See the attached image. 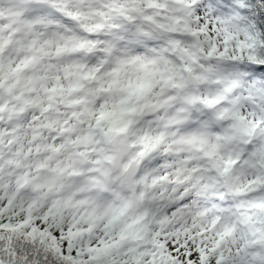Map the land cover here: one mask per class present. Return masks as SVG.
<instances>
[{
  "label": "clouds",
  "instance_id": "obj_1",
  "mask_svg": "<svg viewBox=\"0 0 264 264\" xmlns=\"http://www.w3.org/2000/svg\"><path fill=\"white\" fill-rule=\"evenodd\" d=\"M261 12L0 0V264H264Z\"/></svg>",
  "mask_w": 264,
  "mask_h": 264
},
{
  "label": "snow or ice",
  "instance_id": "obj_2",
  "mask_svg": "<svg viewBox=\"0 0 264 264\" xmlns=\"http://www.w3.org/2000/svg\"><path fill=\"white\" fill-rule=\"evenodd\" d=\"M242 4H246L247 3V0H241ZM262 3H264V0H261ZM259 23L261 25H264V12H261L260 13V16H259ZM254 39H255V36L254 34L252 35H248V40H249V46H253L254 44ZM169 247L170 248H175L177 247V245L175 244H172L171 242L169 243ZM182 250V249H181Z\"/></svg>",
  "mask_w": 264,
  "mask_h": 264
}]
</instances>
